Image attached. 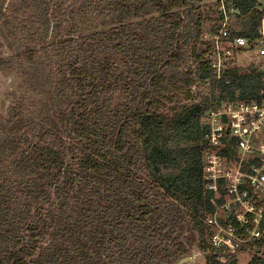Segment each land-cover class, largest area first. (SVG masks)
<instances>
[{"label": "trees", "instance_id": "1", "mask_svg": "<svg viewBox=\"0 0 264 264\" xmlns=\"http://www.w3.org/2000/svg\"><path fill=\"white\" fill-rule=\"evenodd\" d=\"M67 1L17 0L29 18L6 27L0 14L1 37L25 44L0 70L54 90L58 117L23 125V98L0 121V264H177L194 234L205 264H241L209 245L202 120L221 102L259 100L264 76L235 67L217 80L209 47L187 66L184 10L200 0H78L63 13ZM216 6L214 22L197 15L195 45L205 22L218 33ZM225 6L238 11L233 37L259 36L257 0Z\"/></svg>", "mask_w": 264, "mask_h": 264}, {"label": "built area", "instance_id": "2", "mask_svg": "<svg viewBox=\"0 0 264 264\" xmlns=\"http://www.w3.org/2000/svg\"><path fill=\"white\" fill-rule=\"evenodd\" d=\"M219 11L223 21L211 33L205 59L217 80L238 67L239 56L251 61L244 73L264 76V16L259 36L233 37L231 14L225 0ZM264 7V0H257ZM231 44L233 48L227 45ZM204 133L203 186L210 193L214 211L205 224L210 229L209 245L217 254L249 253L264 259V88L259 100H236L215 105L202 120Z\"/></svg>", "mask_w": 264, "mask_h": 264}, {"label": "rangeland", "instance_id": "3", "mask_svg": "<svg viewBox=\"0 0 264 264\" xmlns=\"http://www.w3.org/2000/svg\"><path fill=\"white\" fill-rule=\"evenodd\" d=\"M78 0H68L67 4L62 8L63 13H70L71 10L80 8V5H75L74 3ZM83 1V0H82ZM17 0H0V14L5 13L3 26L10 23H14V18L17 17L22 19H28V14H17L14 8L17 7L16 5ZM260 10L264 12V7L259 5ZM184 19H185V29H184V44L188 43L186 47H184V53L187 58V66L190 68H195L192 62V52L195 51L196 53H200L207 49L211 41L210 32L212 27L214 26L212 23L217 19V6L216 0H200V2H194L190 5L186 10H184ZM200 12H205V17H209L213 22H205V33L203 35L202 41L200 44L195 45L194 38H192L193 31H194V21L197 15ZM31 14V13H30ZM16 22V21H15ZM2 24V22L0 23ZM6 29V28H5ZM190 29V31H189ZM191 36V37H190ZM14 43V42H12ZM24 42H19L13 44L12 47L9 46V42L5 41L0 34V58L7 56L9 58H17L20 52L23 51ZM240 59V60H239ZM239 62L236 64L240 69L247 70L246 67L250 63L251 59L248 56H239L237 61ZM200 87V91L208 93V86ZM196 91V90H195ZM174 93V92H173ZM25 102V112L23 114L24 121L22 122L27 124H41V117H48L47 119H52L54 122L58 121L56 108L54 105V90L50 89L48 94H43L39 91H29L27 88L21 87V80L17 78L14 74H6L0 70V121L5 123L8 117V110L11 109L16 103L20 100ZM184 97L181 96V102H184ZM32 134L30 135V137ZM60 136L59 134L57 135ZM29 137V138H30ZM57 140V139H56ZM66 137L62 135L60 138V142H65ZM182 238H189L191 235L190 233L185 231L182 234ZM192 239L195 240L194 243H191V258L192 260L186 261L184 264H205V257L204 254L198 248V237L192 235ZM48 243H50L51 239H47ZM193 242V241H192ZM47 243V244H48ZM241 264H248L252 258V255L249 253H242L241 254Z\"/></svg>", "mask_w": 264, "mask_h": 264}, {"label": "water", "instance_id": "4", "mask_svg": "<svg viewBox=\"0 0 264 264\" xmlns=\"http://www.w3.org/2000/svg\"><path fill=\"white\" fill-rule=\"evenodd\" d=\"M189 31H190V29H189ZM190 260H192V258L189 256L187 258L182 259L180 262H178V264H184L186 261H190Z\"/></svg>", "mask_w": 264, "mask_h": 264}, {"label": "flooded vegetation", "instance_id": "5", "mask_svg": "<svg viewBox=\"0 0 264 264\" xmlns=\"http://www.w3.org/2000/svg\"><path fill=\"white\" fill-rule=\"evenodd\" d=\"M53 35V33L51 32V35L50 36H52ZM8 57L7 56H4V57H2V58H0V61L1 60H3V59H7ZM29 90V89H28ZM30 91V90H29ZM9 111H10V109L8 110V113H9ZM178 264V263H177Z\"/></svg>", "mask_w": 264, "mask_h": 264}, {"label": "crops", "instance_id": "6", "mask_svg": "<svg viewBox=\"0 0 264 264\" xmlns=\"http://www.w3.org/2000/svg\"><path fill=\"white\" fill-rule=\"evenodd\" d=\"M261 1H263V0H261Z\"/></svg>", "mask_w": 264, "mask_h": 264}]
</instances>
